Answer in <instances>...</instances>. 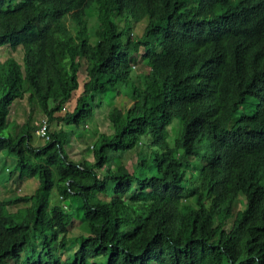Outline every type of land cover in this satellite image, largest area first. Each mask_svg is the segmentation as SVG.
Wrapping results in <instances>:
<instances>
[{
	"label": "trees",
	"instance_id": "16d2710c",
	"mask_svg": "<svg viewBox=\"0 0 264 264\" xmlns=\"http://www.w3.org/2000/svg\"><path fill=\"white\" fill-rule=\"evenodd\" d=\"M7 47L0 152L39 184L0 198V264H264V0H0Z\"/></svg>",
	"mask_w": 264,
	"mask_h": 264
},
{
	"label": "rangeland",
	"instance_id": "374dc122",
	"mask_svg": "<svg viewBox=\"0 0 264 264\" xmlns=\"http://www.w3.org/2000/svg\"><path fill=\"white\" fill-rule=\"evenodd\" d=\"M87 14H89V19L91 24H96L97 21L95 19V11L87 10ZM142 27V26H141ZM6 48V47H5ZM2 48L0 49V57L3 58L1 55L4 51H10V48L7 47V49ZM19 59V50H16L15 52H11ZM83 71L81 72V75H83ZM74 104V101L72 100L66 105V109H70L72 105ZM64 110H62L60 113L62 114ZM101 113H105V109H100V112L97 114L98 117V125L101 130L105 129L107 131L110 130L108 127L109 121L105 116H102ZM10 118L16 121L19 125H21L24 122H28V124L34 126V133L38 135V137H41L40 134L37 133V130L39 129V125L42 122V120H46L47 122V128L50 130L52 129H58L60 127H63V129H67L68 126L64 122H48V120L44 117L42 111L39 110L38 107L34 106L33 104L29 103L27 98H23L20 101L13 104L10 112ZM72 136V135H71ZM41 141H44L45 139L41 137ZM71 141H74V143L71 142V146L68 147V150L72 156L79 155L78 153L81 151H86L87 145L85 144H75L74 137H71ZM78 147V149H77ZM6 150H3L0 152V198H5L10 195H19V194H31L36 189L37 185L39 184V178L38 176H33L31 178H23L20 179V173L14 172L13 178L9 179V171L12 169V167L16 163V157L14 155H7ZM5 155H7L5 157ZM86 156L91 157V153L87 152ZM135 159V158H134ZM127 166L129 168H132V163L130 160L127 162ZM43 202L48 204L58 203L65 205L69 210H77V202L72 200L71 198H59L58 193L55 189H45L42 196ZM75 205H72L74 204ZM26 205L24 202H20L18 204L11 205V209L14 210L18 206H24ZM87 228V229H86ZM68 229L70 231V234L73 236L78 235L80 233L87 232L88 225L87 222H85L80 216L75 215L68 225ZM75 246H69L68 251L71 253Z\"/></svg>",
	"mask_w": 264,
	"mask_h": 264
},
{
	"label": "built area",
	"instance_id": "2783aa9c",
	"mask_svg": "<svg viewBox=\"0 0 264 264\" xmlns=\"http://www.w3.org/2000/svg\"><path fill=\"white\" fill-rule=\"evenodd\" d=\"M37 133L41 135L44 139H48L49 135L47 133V122L46 120H42V122L39 125V129L37 130Z\"/></svg>",
	"mask_w": 264,
	"mask_h": 264
}]
</instances>
